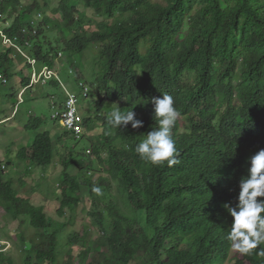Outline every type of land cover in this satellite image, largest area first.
Returning <instances> with one entry per match:
<instances>
[{
  "label": "trees",
  "instance_id": "1",
  "mask_svg": "<svg viewBox=\"0 0 264 264\" xmlns=\"http://www.w3.org/2000/svg\"><path fill=\"white\" fill-rule=\"evenodd\" d=\"M50 1L0 0V16L11 24L4 34L23 44L20 29L41 15L27 53L38 71L63 54L78 80L84 74L73 58L95 54L89 70L94 113L84 139L96 162L63 146L64 133L53 142L44 132L17 153L16 167H27L22 177L16 173L19 188L34 174L36 192L52 170L58 184L53 202L33 206L13 179L0 178V214L34 231L28 241L20 238L23 264H264L256 251L230 248V218L221 208L236 194L229 189L238 191L245 158L264 148V0H60L52 10ZM51 30L57 33L53 43ZM18 57L0 38V74L17 76ZM29 81L19 79L11 97ZM163 94L173 97L181 114L173 128L179 162L171 167L145 163L134 151L157 127L149 101ZM116 102L123 113L134 110L144 127L110 129L106 119ZM32 123L42 121L25 129ZM34 168L47 170L42 176ZM95 170V182L85 178ZM94 186L102 194L93 193ZM87 203V218L103 232L89 262L84 244L72 251L83 236L71 234L63 244L59 238Z\"/></svg>",
  "mask_w": 264,
  "mask_h": 264
},
{
  "label": "clouds",
  "instance_id": "2",
  "mask_svg": "<svg viewBox=\"0 0 264 264\" xmlns=\"http://www.w3.org/2000/svg\"><path fill=\"white\" fill-rule=\"evenodd\" d=\"M41 19V15H36V17H31L27 20V23H29L28 26L20 29V35L25 39L23 44L21 43L20 45L17 37H14L12 40L5 36L3 28H9L11 24L10 22L4 23L6 21L5 17L3 15L0 16V38L2 39V44L13 49L18 56L26 61L31 72L29 86L21 89L16 96L18 100L17 105L24 103L22 98L35 85L53 87L55 82L62 88L64 99L60 100L57 104L52 102V120L64 130L65 137L62 136V139L66 141L68 138H73L74 141H82L84 140L86 127L84 124L88 119H84L81 116L79 103L84 100H90V88L84 81L82 82L77 78L79 89V94L77 95L62 85L56 73L55 61L58 56L60 57L63 54L56 57L53 65H43L40 71H38L37 62L26 50L32 47L28 39L34 38L37 35L36 23ZM70 72L72 75H75L71 69ZM8 79L10 78H6L3 74H0V83L2 86L8 84ZM85 89L87 90V96L83 97ZM70 96L76 98L75 107L77 119L73 128H69L65 124V118L63 116L67 111L66 103ZM149 103L152 106L151 119L156 121L157 127L146 132L145 138L136 144L134 151L145 163L153 166H162L165 163L169 167L174 166L179 161L176 159L178 152L173 136V128L181 114L174 106V100L171 95L163 94L160 97H152ZM7 120L9 119L3 117L0 122H6ZM106 123L110 129L127 130L129 124L132 129L144 127L143 120L137 118L134 110L123 113L120 110L118 102H116V106L108 113ZM83 155L86 156L85 158L87 160H91L93 163L96 162V157L92 156L89 147L83 150ZM85 158L82 157L84 162ZM244 164L245 172L237 182L238 191L229 189L230 192L235 191L236 194L232 199L221 204L224 213L230 218V222L225 229L226 240L229 242L231 249L241 254L251 255L256 251L257 255L264 256V148H260L252 155L246 157ZM96 169L100 170L101 167H97ZM94 176H97V178L93 179ZM98 177L99 175L96 170L95 174H85V178L93 180L94 182ZM92 191L97 195L102 194L100 187L94 186ZM97 242L96 247L98 248Z\"/></svg>",
  "mask_w": 264,
  "mask_h": 264
},
{
  "label": "rangeland",
  "instance_id": "3",
  "mask_svg": "<svg viewBox=\"0 0 264 264\" xmlns=\"http://www.w3.org/2000/svg\"><path fill=\"white\" fill-rule=\"evenodd\" d=\"M59 1L60 0H51L49 9L52 10L56 8ZM79 10L83 11V8H79ZM87 15L92 17V12L87 11ZM32 17H36V15H33ZM56 37L57 33L55 31H49L48 38L52 43L56 40ZM94 51H97V49H94ZM94 55V53L87 51L82 57L75 56L73 58L75 66L84 74V82L87 81V86H89L90 83V61ZM18 60L15 61V74H17V76L8 79L9 82L6 86L0 87V120L3 116L8 117L9 119L6 122H0V164L4 168V175L0 176V178L3 182L13 179L15 182L14 189L17 190L20 197L29 200L31 205H48L46 202H53L56 194L55 191L58 187L57 180L52 179V175L55 176V172L52 170V174L48 177V181L42 183L41 187L38 186L36 192L32 191V187L38 185L37 181L34 183L31 180L34 174L32 177L26 179L27 185L24 188H19L18 174L16 173L19 172V175L22 177V172L24 171V173H26L27 167L25 170L22 166L17 168L15 157L23 146L30 148L31 141L34 140L37 135L49 132L53 142L58 137L62 136L64 130L52 120L53 109L51 104L52 102L57 104L60 100L64 99V93L62 88L55 82L53 87L35 85L29 89L24 98H22L24 103L17 105V97H11L12 91L19 89V86L17 85L19 78H29L31 74L30 70L26 69L27 62L21 57L18 58ZM55 62L56 73L58 74L62 85L67 90L73 92V94H79L78 80L75 75H72L70 69L66 66L65 56H58ZM81 81L83 82V80ZM79 111L84 119L92 117L94 113L92 101H81L79 103ZM39 120L42 121V124L40 123L41 125L34 127V123H32V127L27 129L28 131L25 129L31 121L38 122ZM63 146L70 149L75 146L77 150H85L89 147L86 139L82 141H63ZM77 160L81 161L82 158L77 157ZM6 163H9L10 167L7 168ZM33 170H35L36 174H42L41 171H46L47 169L34 168ZM30 171H32L31 168ZM42 176H44V174H42ZM95 178H97V176L93 177V179ZM82 202L86 203L85 201ZM51 210L55 211L54 207ZM90 211V203H87L85 211L82 212L81 210H78V213L74 215V219L69 223V227L62 231L59 236L61 244H63L71 234H75L77 237L83 236L82 240L77 241L75 246H73L72 251H80L78 246L84 244L91 251L86 262L96 259L98 251L96 242L102 236L99 227L95 225L93 226L89 218H87V214ZM23 221H25V219ZM25 228H27L25 225L19 226L17 221H12L9 217L0 214V253L2 254L3 259V262L0 264H5L8 259H12L13 264H23V246L20 242V238L24 237V239L28 241L34 233L32 229ZM65 251L67 253V250ZM102 252L107 254L108 249L103 247Z\"/></svg>",
  "mask_w": 264,
  "mask_h": 264
},
{
  "label": "built area",
  "instance_id": "4",
  "mask_svg": "<svg viewBox=\"0 0 264 264\" xmlns=\"http://www.w3.org/2000/svg\"><path fill=\"white\" fill-rule=\"evenodd\" d=\"M86 96H87V90L85 89L83 93V97H86ZM75 103H76V98L74 96H70L66 103L67 111L63 114L65 118V124L69 128L74 127V123L77 119V114H76L77 111H76Z\"/></svg>",
  "mask_w": 264,
  "mask_h": 264
},
{
  "label": "crops",
  "instance_id": "5",
  "mask_svg": "<svg viewBox=\"0 0 264 264\" xmlns=\"http://www.w3.org/2000/svg\"><path fill=\"white\" fill-rule=\"evenodd\" d=\"M19 79H22V78H19ZM62 103V102H61Z\"/></svg>",
  "mask_w": 264,
  "mask_h": 264
},
{
  "label": "bare ground",
  "instance_id": "6",
  "mask_svg": "<svg viewBox=\"0 0 264 264\" xmlns=\"http://www.w3.org/2000/svg\"><path fill=\"white\" fill-rule=\"evenodd\" d=\"M60 55V54H59ZM85 142V141H84Z\"/></svg>",
  "mask_w": 264,
  "mask_h": 264
}]
</instances>
